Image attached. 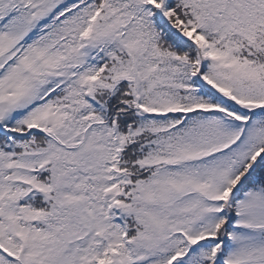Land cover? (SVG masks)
<instances>
[{
  "label": "snow or ice",
  "instance_id": "6c2138e0",
  "mask_svg": "<svg viewBox=\"0 0 264 264\" xmlns=\"http://www.w3.org/2000/svg\"><path fill=\"white\" fill-rule=\"evenodd\" d=\"M0 264H264V0H0Z\"/></svg>",
  "mask_w": 264,
  "mask_h": 264
}]
</instances>
